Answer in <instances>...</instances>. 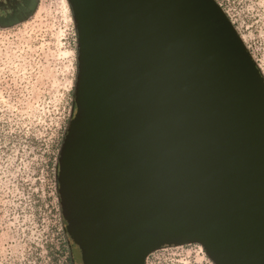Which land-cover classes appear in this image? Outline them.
Wrapping results in <instances>:
<instances>
[{
	"label": "water",
	"instance_id": "1",
	"mask_svg": "<svg viewBox=\"0 0 264 264\" xmlns=\"http://www.w3.org/2000/svg\"><path fill=\"white\" fill-rule=\"evenodd\" d=\"M67 2L77 76L57 182L75 264L188 244L264 264V78L220 7Z\"/></svg>",
	"mask_w": 264,
	"mask_h": 264
},
{
	"label": "rangeland",
	"instance_id": "2",
	"mask_svg": "<svg viewBox=\"0 0 264 264\" xmlns=\"http://www.w3.org/2000/svg\"><path fill=\"white\" fill-rule=\"evenodd\" d=\"M214 1L264 78V0ZM76 76L67 0H35L24 19L0 25V264H75L55 180ZM145 264L213 263L188 244L159 249Z\"/></svg>",
	"mask_w": 264,
	"mask_h": 264
},
{
	"label": "flooded vegetation",
	"instance_id": "3",
	"mask_svg": "<svg viewBox=\"0 0 264 264\" xmlns=\"http://www.w3.org/2000/svg\"><path fill=\"white\" fill-rule=\"evenodd\" d=\"M0 19L16 23L31 12L35 0H0Z\"/></svg>",
	"mask_w": 264,
	"mask_h": 264
},
{
	"label": "trees",
	"instance_id": "4",
	"mask_svg": "<svg viewBox=\"0 0 264 264\" xmlns=\"http://www.w3.org/2000/svg\"><path fill=\"white\" fill-rule=\"evenodd\" d=\"M3 5V2L0 4V6ZM74 93H75V87L73 89V93H72V110L75 109V105H74ZM68 127V126H67ZM67 129V128H66ZM66 129L65 131L63 132V136L61 138V141H60V146H59V152H58V155H57V164H56V180H55V184H56V189H57V197H58V203H59V213H60V218H61V222H62V225H63V234L65 236V238L67 239V242L70 244H68V247H71L72 244H71V241L66 233V223L64 222L63 220V217H62V214H61V207H60V202H59V196H58V182H57V171H58V159H59V155H60V149H61V145H62V142H63V139H64V136H65V133H66Z\"/></svg>",
	"mask_w": 264,
	"mask_h": 264
}]
</instances>
